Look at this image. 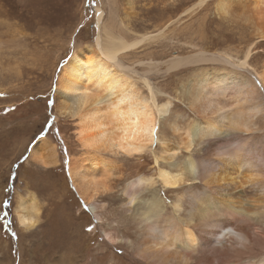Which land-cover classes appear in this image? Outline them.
Here are the masks:
<instances>
[{
	"label": "bare ground",
	"instance_id": "6f19581e",
	"mask_svg": "<svg viewBox=\"0 0 264 264\" xmlns=\"http://www.w3.org/2000/svg\"><path fill=\"white\" fill-rule=\"evenodd\" d=\"M111 1L116 3V0ZM207 1L198 0L185 12L193 11ZM228 1L216 2L219 13H229ZM133 2L126 0L127 15L134 11ZM240 5L251 11L248 22L257 39L242 49L240 55H233L229 48L208 56L205 48H199L197 52L174 54L166 61V70L172 74L206 61L221 65L207 66L196 72L188 83L182 85L180 94L191 110L194 103L200 111L211 106L212 111L223 109L222 117H200L192 112L195 114L192 121L183 123L186 111L174 110L171 96H158L161 89L148 78L149 71H144L146 74L137 79L136 67L123 61L129 55L128 51L159 34L145 32L125 37L118 30L113 34V25L103 27V11L98 8V34L93 42L76 49L60 71L56 82L58 115L62 116V100L79 96L70 115L64 116L74 121L80 146L79 153L69 154L66 164L73 189L98 222L104 221L102 197H114L118 186L123 184L120 195L126 211L139 202L141 193H146L147 197H142L139 206L133 207L130 215L133 224L128 218L124 220L128 226L125 229L133 225L142 234L139 243L117 233L113 227L103 231L111 245L126 243L127 249L137 256L131 264H139V259L145 264H239L242 258H245L243 264H264V252L250 255L256 246L264 248V133L225 131V124L250 122L257 128H263L259 123L264 125V102L258 88L251 87L252 78L246 72L232 67L244 62L264 83V65L254 66L252 63L253 47L264 39V0H240ZM84 90L89 95L84 96ZM157 125L158 136L151 132ZM169 130L175 138L173 144H169L172 140L167 138ZM196 137H204V143L201 144ZM113 141H122L129 150L141 148L142 151L129 156L119 145L113 147ZM157 142L161 144L159 150L154 147ZM221 147L227 148L231 155L217 157L215 153ZM189 148L193 151L189 152ZM149 155L155 173L140 170L135 177L127 179L125 162L137 159L142 166L149 160ZM29 158L45 168L60 163L57 144L48 137L32 145ZM85 174L106 178L109 191L96 195V186L85 179ZM141 181L148 183L141 184ZM174 192V199L169 200V193ZM22 196L23 200L20 199L15 208L16 219L22 227L17 215L22 210L26 218L35 221L34 226L23 228L33 229L40 222L38 200L33 193ZM149 200L158 203V213L146 212V201ZM177 204L183 209L180 214L183 222L173 210ZM204 213L214 227L188 223L189 215ZM253 215L259 224L251 222ZM239 237H243L246 243H242Z\"/></svg>",
	"mask_w": 264,
	"mask_h": 264
},
{
	"label": "rangeland",
	"instance_id": "374dc122",
	"mask_svg": "<svg viewBox=\"0 0 264 264\" xmlns=\"http://www.w3.org/2000/svg\"><path fill=\"white\" fill-rule=\"evenodd\" d=\"M197 1L134 0V11L127 15L126 0H116L115 4L111 0H0V93H3L0 95V264H131L137 260L126 243L111 245L103 231L113 227L117 233L139 243L142 234L133 225L125 229L128 226L124 220L131 218L133 209L139 206L142 197H147L146 193H141L137 206L127 212L120 195L123 184L118 186L114 197H102L104 221L98 222L73 189L68 176V156L79 153L80 146L74 121L57 113L56 82L72 53L81 45L93 42L98 34V8L103 11V27L113 25V34L118 31L125 37L145 32L159 34L128 51L123 61L136 67L137 79L149 71L144 75L161 89L158 96H171L173 109L186 111L183 123L192 121L195 114L180 94L182 85L202 68L221 65L206 61L172 74L166 70V61L174 54L204 48L208 56L229 48L233 55H240L251 41H257L248 22L252 13L241 7L240 0L228 1V15L217 11L218 0H208L186 13ZM253 48V65H264V39ZM143 90L147 92L146 87ZM49 99L55 100V104L48 105ZM51 117H55L54 123ZM258 125L264 128L261 123ZM41 131L57 144L60 163L56 167L45 168L29 158ZM167 138L172 140L169 144L175 142L171 130ZM158 143L154 147L159 150ZM148 157L142 166L137 159L125 162L127 179L135 177L140 170L155 173L152 157ZM156 187L159 192V186ZM31 193L39 203L40 222L33 229H25L18 225L15 208L20 200L18 196ZM173 196L175 192L169 193V200ZM253 197L256 198L254 194ZM6 199L11 201L10 206L4 204ZM252 217L251 222L259 224ZM263 252L264 248L258 245L250 255ZM244 259L238 263L243 264ZM139 260V264H145Z\"/></svg>",
	"mask_w": 264,
	"mask_h": 264
},
{
	"label": "snow or ice",
	"instance_id": "6c2138e0",
	"mask_svg": "<svg viewBox=\"0 0 264 264\" xmlns=\"http://www.w3.org/2000/svg\"><path fill=\"white\" fill-rule=\"evenodd\" d=\"M232 67L241 70L242 72H246L252 79H251V87L252 86H256L258 88L260 97H261V101L264 102V83H261L259 78L255 75V72L253 69H251L248 64L244 63V62H240L238 64H233ZM0 95H3V93H0ZM84 96L89 95V93L87 92V90L83 93ZM48 105H54L55 104V100L53 99H49L47 101ZM192 111L200 117H209V116H220L222 117L223 114V109H219L217 111H212L211 110V106H209V108L204 109L203 111H200L197 108V105L194 103L192 106ZM50 120L52 121V123L55 122V117H51ZM225 131L227 132H237V133H243V134H253V133H264V128H258L256 130L253 131H249L248 129H239L237 127V124L232 123V124H225ZM151 132L153 133V135H157L159 134L160 130H159V126H155L151 129ZM46 135V133L44 131H41L38 134V139L42 140L44 138V136ZM197 138V137H196ZM198 140H200L201 144L204 143L205 138L204 137H199L197 138ZM90 147V146H89ZM231 147H235L234 145H232ZM125 153H127V155L132 156L134 152L138 153L140 151H142L141 148H136L133 150H129L128 148H124L122 149ZM189 152H192L193 149L189 148L188 149ZM215 155L219 158H226L229 157L231 154L229 153V151L227 150V148L221 147L219 148ZM15 175V174H13ZM92 185L96 186V195H100L101 192H108L109 191V185L107 184L106 178H100L97 180H92L90 182ZM141 184H147L148 182L146 181H141ZM262 187H264V185H262ZM144 189H141V191H143ZM139 194V193H137ZM4 204L6 206H10L11 201L6 199L4 201ZM147 204V211L150 214H155L159 212V205L156 201H146ZM174 210V209H173ZM179 212V214H177V211ZM183 211L182 207L180 206V204H177L175 206V214L176 217L181 219V221L183 222V218L181 217V212ZM5 217H7V213L3 214ZM191 218L188 220V223L191 225H196V226H200V227H204V228H211L214 227V225H211L210 223H208V215L207 213L204 214H199V215H189ZM35 222L34 221H25V225L27 227H32L34 226ZM88 231H92L91 228L87 229ZM239 239L241 240L242 243H246V241L243 240V237H239Z\"/></svg>",
	"mask_w": 264,
	"mask_h": 264
},
{
	"label": "clouds",
	"instance_id": "9594fccd",
	"mask_svg": "<svg viewBox=\"0 0 264 264\" xmlns=\"http://www.w3.org/2000/svg\"><path fill=\"white\" fill-rule=\"evenodd\" d=\"M85 91L86 90H84V92ZM77 99H79V96H75L74 99H71V100H62L61 101L60 113L62 116L70 115L71 107L76 102ZM237 127L239 129H245L246 128L249 131H253V130L258 129L256 126H254L250 122L249 123H243V124H237ZM116 145H119L121 150L125 148L122 141H113V147H115ZM85 147H89V145H85ZM85 179L91 182L92 180H97L98 178L91 176L89 174H85ZM18 199L23 200V196H18ZM174 210H175V208H174ZM176 211H177V214H179L178 210H176ZM17 215H18L19 223L21 224L22 227L26 226L25 221H30V222L33 221L32 219L26 218L24 215V212L22 210L18 211Z\"/></svg>",
	"mask_w": 264,
	"mask_h": 264
},
{
	"label": "trees",
	"instance_id": "16d2710c",
	"mask_svg": "<svg viewBox=\"0 0 264 264\" xmlns=\"http://www.w3.org/2000/svg\"><path fill=\"white\" fill-rule=\"evenodd\" d=\"M1 218V217H0Z\"/></svg>",
	"mask_w": 264,
	"mask_h": 264
}]
</instances>
